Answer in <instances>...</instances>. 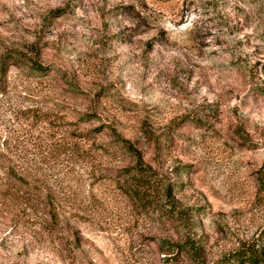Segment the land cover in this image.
Returning <instances> with one entry per match:
<instances>
[{
  "label": "rangeland",
  "instance_id": "1",
  "mask_svg": "<svg viewBox=\"0 0 264 264\" xmlns=\"http://www.w3.org/2000/svg\"><path fill=\"white\" fill-rule=\"evenodd\" d=\"M250 253L264 0H0V264Z\"/></svg>",
  "mask_w": 264,
  "mask_h": 264
},
{
  "label": "trees",
  "instance_id": "2",
  "mask_svg": "<svg viewBox=\"0 0 264 264\" xmlns=\"http://www.w3.org/2000/svg\"><path fill=\"white\" fill-rule=\"evenodd\" d=\"M13 59V58H12ZM17 60L21 61L19 58H17ZM8 61L6 60V58L2 61L3 65H7ZM17 64V63H16ZM130 153L134 154V155H138L137 151H135L132 147L128 150ZM241 259L244 258L245 262H249L251 264H260V263H264V260L262 259V257L258 254H254V253H250V254H243L242 256H240Z\"/></svg>",
  "mask_w": 264,
  "mask_h": 264
}]
</instances>
